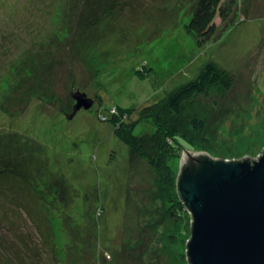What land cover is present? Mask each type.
Returning a JSON list of instances; mask_svg holds the SVG:
<instances>
[{"label": "rangeland", "instance_id": "rangeland-1", "mask_svg": "<svg viewBox=\"0 0 264 264\" xmlns=\"http://www.w3.org/2000/svg\"><path fill=\"white\" fill-rule=\"evenodd\" d=\"M82 1L0 0V264H188L190 212L167 213L171 188L108 117L213 63L232 86L205 99L217 105L204 143L180 153L179 171L199 154L255 162L264 153V0H236L202 47L185 30L197 0H84L83 17L98 16L89 27L78 21ZM77 93L103 94V104L73 112ZM142 131L153 126L131 133Z\"/></svg>", "mask_w": 264, "mask_h": 264}, {"label": "trees", "instance_id": "trees-1", "mask_svg": "<svg viewBox=\"0 0 264 264\" xmlns=\"http://www.w3.org/2000/svg\"><path fill=\"white\" fill-rule=\"evenodd\" d=\"M235 4L236 0H197L193 4V12L190 14V21L185 25V30L198 47L204 46L217 34L218 29L214 23L217 17L222 24H226L231 20V16L235 11ZM80 6L78 21L83 23L84 27L97 25L98 16L93 11H91L89 17H83L82 9H88L86 1L83 0ZM29 61L32 64L34 63L32 60ZM26 65L30 66L28 62ZM196 75L195 80L176 86L172 92L165 94L151 104L129 110L114 105L116 114H111L108 117L113 125V135L128 146L131 153L144 160L151 168H155L161 175L163 183L167 182L164 185L168 186L167 191L171 188V192L167 197L170 202L167 213L172 218L181 216L183 209H185L184 200L178 186V176L181 173L179 171L180 167H178L182 156L180 153L182 151L197 150V145L204 143L203 131L209 117L215 110L214 107L217 105V100L207 103L205 99L208 97L219 99V97L225 95L230 90L233 80L232 74H229L227 70L217 68L209 62ZM92 87L93 89L96 88L97 93L101 91V85L95 80ZM97 93L98 103L95 98H91V100L94 104L101 105L103 102L99 100H101L103 94L98 95ZM134 113L136 114V120L129 121ZM143 121H147L153 126V132L146 133L142 131L140 135H133L131 133L132 129ZM149 134L151 135L149 136ZM146 142L151 145L152 154L145 151L144 144ZM42 190H46L45 187L42 186ZM58 192L59 189L53 191L54 194ZM55 195H53V198L58 201L56 197L58 195ZM64 229L66 232L67 228ZM66 241H69L68 238H66ZM81 242H73L76 243V250L80 247ZM107 247L109 249L105 248L110 251V255L116 254L112 246ZM71 249L74 248L71 245L68 246L67 250ZM65 254H67L66 250Z\"/></svg>", "mask_w": 264, "mask_h": 264}, {"label": "water", "instance_id": "water-1", "mask_svg": "<svg viewBox=\"0 0 264 264\" xmlns=\"http://www.w3.org/2000/svg\"><path fill=\"white\" fill-rule=\"evenodd\" d=\"M73 98V112L94 104L84 93ZM178 178L192 212L188 264H264V153L253 163L199 154Z\"/></svg>", "mask_w": 264, "mask_h": 264}, {"label": "bare ground", "instance_id": "bare-ground-1", "mask_svg": "<svg viewBox=\"0 0 264 264\" xmlns=\"http://www.w3.org/2000/svg\"><path fill=\"white\" fill-rule=\"evenodd\" d=\"M43 178H45V177H43ZM184 205H185V207L187 208L185 202H184ZM187 210H188V208H187ZM188 212H189V210H188ZM190 214H191V220H192V212H191Z\"/></svg>", "mask_w": 264, "mask_h": 264}]
</instances>
